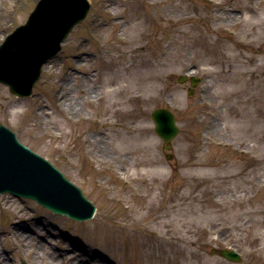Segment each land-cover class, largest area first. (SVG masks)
<instances>
[{
	"label": "rangeland",
	"instance_id": "374dc122",
	"mask_svg": "<svg viewBox=\"0 0 264 264\" xmlns=\"http://www.w3.org/2000/svg\"><path fill=\"white\" fill-rule=\"evenodd\" d=\"M38 1L0 0V44ZM89 2L30 96L0 83V125L78 187L96 212L74 221L1 194L3 263H40L8 238L13 220L2 206L10 200L11 210L26 215L18 223L26 239L45 249L43 262L264 264V0ZM100 57L118 62L108 66ZM183 74L200 79L191 95L189 82H178ZM83 86L101 99L87 103ZM115 88L144 99H130L121 120L104 113L115 100L105 92ZM163 107L180 129L170 149L151 119ZM100 121L111 126L101 129ZM123 123H140L144 132L126 131L122 139ZM227 248L240 263L217 254Z\"/></svg>",
	"mask_w": 264,
	"mask_h": 264
},
{
	"label": "water",
	"instance_id": "95a60500",
	"mask_svg": "<svg viewBox=\"0 0 264 264\" xmlns=\"http://www.w3.org/2000/svg\"><path fill=\"white\" fill-rule=\"evenodd\" d=\"M89 7L88 0H40L28 22L0 46V82L8 85L16 96H29L42 65L60 50V43L86 17ZM152 120L155 133L166 144L178 133L170 111L157 109ZM6 192L33 199L54 214L77 221L89 219L95 212L80 189L0 125V193ZM219 255L240 261L234 251L221 250Z\"/></svg>",
	"mask_w": 264,
	"mask_h": 264
},
{
	"label": "bare ground",
	"instance_id": "6f19581e",
	"mask_svg": "<svg viewBox=\"0 0 264 264\" xmlns=\"http://www.w3.org/2000/svg\"><path fill=\"white\" fill-rule=\"evenodd\" d=\"M142 39V37H141ZM144 39V38H143ZM241 45L244 47V45L241 43ZM143 45L140 47L143 50ZM113 57V56H112ZM100 60L105 61L107 63L108 66H110L112 63H116L118 62V59H113L111 57L107 58V57H100ZM107 70L108 67H106ZM115 69V72L119 75L120 74V70L118 68H113ZM122 69V68H121ZM88 74L90 77L93 76L89 73ZM108 83H112V80H108ZM84 87V86H83ZM124 91L126 92V89H120V88H115V89H110L107 92H105V96H113L115 97L114 101L110 102V108L109 109H104V113L105 114H113L117 117H119V119L121 120L122 118H126L128 115V110L130 107H128V105L130 104V99L131 100H136L139 99V101L143 102L144 99H142L141 95H133L129 98L126 97V95L122 94L124 93ZM65 93V91H64ZM80 94L83 95V99L87 102V103H91L93 101H99V99H101L100 94L97 93V90L93 89V90H86L85 87L81 88L79 91ZM63 94V89L59 88L57 91V96H61ZM63 97L69 101L68 103V108H65L67 110H69L71 113H75L77 114V117H80V113L77 110H75L76 105L72 104L71 101L65 96L63 95ZM121 99V100H120ZM139 101H135L140 103ZM122 104V106H120ZM75 106V107H74ZM251 122V119L249 120ZM110 123L109 122H105V121H100L99 122V128L104 129L106 127H110ZM121 131L123 133H121L120 138L125 139V135L126 131L130 132L131 135H135L137 133H143L144 132V127L140 124L137 123L134 126H128L126 125V123H123V125L121 126ZM129 136V135H127ZM94 149H97L96 147ZM3 209L5 211L9 212L10 215V219L13 220L12 225L10 226V228L8 229L9 232H6L8 235L9 240L12 243V246H14L15 249L19 250V251H23V253H25L27 256L32 255L33 257H37L40 260L39 264H57V263H51L50 261L46 260L45 262H43V258H44V251L45 249L42 248H38L41 251V254L37 251L38 249L35 248L34 244L26 239V236L24 235V233L21 231L22 226H19L18 223L20 222H24V218H25V213H23V210L21 209H14L11 210V208H13L12 202L9 200L7 202H5L3 204ZM49 223V222H48ZM83 251L85 252V254H88V250L86 248H83ZM108 264H112L111 260H107ZM0 264H4L3 263V259L2 256H0ZM63 264H85V263H79L76 261H66Z\"/></svg>",
	"mask_w": 264,
	"mask_h": 264
},
{
	"label": "flooded vegetation",
	"instance_id": "af4514ba",
	"mask_svg": "<svg viewBox=\"0 0 264 264\" xmlns=\"http://www.w3.org/2000/svg\"><path fill=\"white\" fill-rule=\"evenodd\" d=\"M189 82H190V80H189Z\"/></svg>",
	"mask_w": 264,
	"mask_h": 264
}]
</instances>
